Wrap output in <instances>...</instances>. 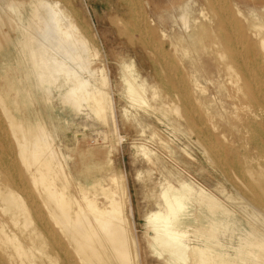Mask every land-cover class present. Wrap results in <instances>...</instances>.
Segmentation results:
<instances>
[{"label":"bare ground","instance_id":"obj_1","mask_svg":"<svg viewBox=\"0 0 264 264\" xmlns=\"http://www.w3.org/2000/svg\"><path fill=\"white\" fill-rule=\"evenodd\" d=\"M201 1L202 3L196 8L194 0H174L176 24L178 19L181 20L185 31L191 32L193 19L198 11L199 17L196 23L199 24L196 25V34L199 35L202 51H210L217 54L220 60L223 59L225 71L234 77L231 80L234 82L231 95L235 99L236 107L242 112L238 114L237 119L231 120L225 117L223 127L213 123L214 115L211 114L210 117L208 116L210 121L206 119L211 125V128H208L200 121L202 118L198 117L199 111L206 114L202 98L207 99L208 96L206 94L191 96L185 85L180 87L182 108L179 105L171 104V106L176 110H173L175 116L180 113L179 118L196 132L206 156L209 154L210 161L218 163L224 173L229 171L227 165L233 167L242 179L247 180L246 187L264 206V23L259 17L256 18L257 21H251V17L242 11L236 1L230 3L227 1L229 4L226 0ZM66 2L65 0H8L4 4L0 3V54H5L0 62V74L6 72L7 63L15 61L26 72V78L31 81L36 93L44 95L47 107L51 105L53 90L58 89L59 98L65 105L68 104L73 110H77L86 102L90 110L103 121L107 117L108 107L104 85L96 87L91 80H85L74 65H82V53L87 51L90 40L86 34L88 32L67 14ZM122 3L128 8L133 29L142 35V39L148 40L149 36L144 33L150 25L155 26L151 30L152 34L157 28L160 37L167 36L165 30L160 28L157 21L148 14L149 5H146L149 4L148 0H122ZM118 8L121 9V6ZM209 9H212V14H209ZM216 13L219 15L218 19ZM191 17H193L192 21ZM234 17L240 20L241 25L236 24ZM121 31L125 35L129 34L126 30ZM154 44L150 46L156 48ZM168 57L170 58V53ZM84 60L88 62L86 58ZM181 64L185 68V62ZM79 65L76 66L80 68ZM88 65L89 63L86 67ZM130 67V65L122 66L125 92L133 103H147L148 86L144 81L137 80ZM101 78L102 84H105L104 77ZM196 80L197 86H200V81ZM155 90L153 92L157 97ZM22 91H25L29 101L33 102L32 91L27 87L24 89L18 87L20 95ZM176 102L179 103L177 99L174 103ZM169 106L164 101L161 102L162 108L170 110ZM0 131V169L6 172L4 178L0 179V206L9 215L8 221L0 219V241L3 245L14 241L13 246H10L12 250L6 253L10 259L15 261L24 255V258H27L26 264H141L137 241L131 235L128 223L126 224L120 189L111 185L112 188L103 187V184L95 180L89 187L100 190L103 196L101 197L105 201L103 204L97 194H85L81 201L72 196L67 191L69 175L64 171L65 166L61 164L60 157L57 158L58 151L56 153L51 146L49 135L51 133L41 122H26L22 116L21 104L15 98L4 94L1 88ZM11 137L19 148L16 155L20 156V163L25 166V176L33 184L29 187H35V190H24L23 184L19 181L21 178L17 163L6 156V150L14 148L13 142H7ZM244 142L248 150L240 151ZM88 178L87 175L85 179ZM14 185L20 187L22 195L14 189ZM191 196L193 189L185 182L181 183L179 188L163 189L161 198L167 210H159L149 216V223H156L153 242L150 245L158 255L164 252L163 264H174V262L236 264L233 261L220 259L219 253L216 256L210 253L207 249L209 245L207 238L204 243L192 246L185 240L186 232L179 226L188 223L186 208L187 200ZM200 196L199 200L204 201V206L208 209V213L205 214L207 224L199 223L193 230L201 237L209 238V235L216 234L217 223H224L217 229L224 232L227 231L226 227L238 221V218L228 214L213 196L205 194ZM159 218L161 223L157 225ZM9 221L18 225L20 229L30 231L32 235L30 246L43 249L45 260L34 261L33 254L29 252L32 248H26L19 241H15L16 235L10 234L6 230L7 227L5 228ZM39 225L42 228L40 231ZM14 227L16 229V226ZM255 227L252 226L240 236L241 243L244 242L248 247H264V233H260L262 231H258L259 229ZM233 232L234 230L231 231ZM259 252L261 250L251 258L253 264H262L264 256ZM10 259L7 260L11 261ZM3 261L5 264L6 259L4 258Z\"/></svg>","mask_w":264,"mask_h":264},{"label":"rangeland","instance_id":"obj_2","mask_svg":"<svg viewBox=\"0 0 264 264\" xmlns=\"http://www.w3.org/2000/svg\"><path fill=\"white\" fill-rule=\"evenodd\" d=\"M7 1L0 0V3L4 4ZM65 1L68 2L65 4L67 14L88 32L86 34L90 39L87 44L89 50L82 53L84 62L81 61L82 65L74 64L75 68L85 80H91L96 87L104 85L108 106L106 119L102 121L90 110L86 102L77 110H73L59 98L58 89L53 90L54 100L52 99L50 107H47L44 95L36 93L31 81L26 78V72L15 61L5 65L6 72L0 74V88L4 94L15 98L21 104L22 116L26 122H41L51 133L49 134L51 146L56 153L58 151L57 158L60 157L58 159L65 166L64 171L69 175L67 191L79 201L83 200L85 194H97L99 201L103 204L105 201L100 190L91 189L90 183L96 180L103 184V187L107 188L111 185L120 189V197L124 196L121 200L127 219L126 224L128 223L131 235L137 241L141 264H163L164 252L158 255L150 245L153 242L156 223H149V216L159 210H167L161 198L163 189L179 188L183 182L193 189V196L187 200L188 223L179 226L181 230L189 232L185 233V240L190 246L204 243L207 238L209 243L207 249L210 253L214 256L219 253L220 259L233 261L236 264H253L251 258H254L258 250H261L259 254L264 256L263 246L248 247L244 245V242L241 243L240 239V236L249 231L252 226H257L255 228L262 231L260 233H264V206L246 187L247 180L242 179L233 167L230 168L227 165L229 174L224 173L218 163L210 161L209 154L206 156L196 132L182 118H179L180 113L175 116L176 110L174 106V109L171 106V104L179 105L182 108L180 87L185 85L191 96L203 94L208 96L207 99L202 98L206 114L199 111L198 115L202 118L200 121L204 122L203 125L208 128H211L208 123L211 114L214 115L213 123L223 127L225 117L231 120L237 119L238 114L242 112L236 107L235 99L231 95L234 84L231 80L234 77L225 71L223 59L220 60L217 54L210 51H202L199 35L196 34V25L199 24L196 23L199 17L198 11L195 17L193 16L195 20L191 17L194 24L191 32H188L182 27L181 20L178 19L176 24L174 0H148L149 4L146 3L147 6L149 5L148 14L157 21L160 28L165 30L167 36L160 37L157 28L152 34L151 30L155 26L150 25L149 30L146 29L148 31L145 30L146 33H144L147 37L149 36L148 40H144L142 35L133 29L128 8L122 0ZM227 1L229 3L236 1L242 11L251 17V21L255 22L259 17L264 23V0H226L229 4ZM194 3L197 8L202 1L194 0ZM119 6L121 9L118 8ZM210 13H213L212 9H209ZM216 15L218 19L219 15L217 13ZM234 20L237 21V25H241L237 17H234ZM121 30H126L129 34L125 35ZM128 36L134 39L131 40ZM149 42L155 43L156 48L151 47ZM4 56L5 54H0V62ZM84 58L88 62H85ZM183 61L185 68L181 64ZM83 63H89L88 71H86L87 64ZM76 65L82 67V70ZM124 65H130L137 80L147 84V103H133L127 96L123 80L122 66ZM184 74L187 77L183 76ZM102 76L105 84H102ZM196 79L200 81V86H197ZM18 87L22 89L27 87L29 91H32L33 102L29 101L25 91H22L20 95ZM152 89H157L155 90L157 97ZM176 99L179 102H176L177 104L174 103ZM162 101L170 105V110L161 107ZM7 142H13L14 148L6 150L7 153H5L7 158L10 157L17 163L19 178H21L19 181L23 184L24 190H35V187H29L33 184L25 176V166L20 163V156L16 155L19 148L13 137ZM243 150H248L246 142L240 148V151ZM5 174L6 172L0 169V179L4 178ZM87 175L89 178L85 179ZM111 181L115 186L111 184ZM14 189L22 195L20 187L14 185ZM201 194L213 196L218 204L228 214L235 215L239 222L232 223L224 232L217 230L224 223H217V233H214L216 236L211 234L213 236L209 235V238L201 237L193 230L199 223L207 224L205 214L208 213V209L204 206L205 202L199 200ZM8 217V213L0 206V219L8 221ZM10 222L5 228L7 227L6 230L10 234L16 235L15 241H19L26 248H32L29 252L33 254L34 261L45 260L43 249L30 246L32 238L30 231L25 229L24 231ZM160 223L159 218L157 225ZM189 227L190 229H187ZM38 229L42 230L40 225ZM233 230L234 232L231 233ZM197 236H200L201 240ZM12 243L6 242L3 245L0 241V264H4V258L5 264H26L27 258H24V255L20 259L16 258L15 261L8 257L6 253L12 250L10 247L13 246ZM45 250H47L46 247ZM215 259L218 258L215 257ZM261 263L264 264V260ZM174 264H181V262H174Z\"/></svg>","mask_w":264,"mask_h":264}]
</instances>
